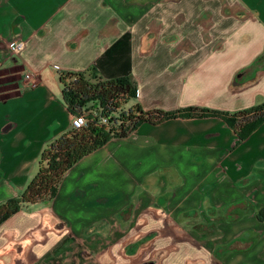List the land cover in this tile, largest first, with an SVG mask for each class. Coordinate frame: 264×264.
<instances>
[{
  "label": "crops",
  "instance_id": "crops-1",
  "mask_svg": "<svg viewBox=\"0 0 264 264\" xmlns=\"http://www.w3.org/2000/svg\"><path fill=\"white\" fill-rule=\"evenodd\" d=\"M91 67L135 82L127 106L235 112L263 102L264 0H0V202L25 190L45 145L72 127L60 72ZM156 207L159 229L173 226L164 240L212 244L192 251L199 264H264V121L244 139L220 115L143 121L112 137L53 199L0 224V264L98 258L117 224L146 229Z\"/></svg>",
  "mask_w": 264,
  "mask_h": 264
},
{
  "label": "trees",
  "instance_id": "trees-1",
  "mask_svg": "<svg viewBox=\"0 0 264 264\" xmlns=\"http://www.w3.org/2000/svg\"><path fill=\"white\" fill-rule=\"evenodd\" d=\"M60 78L64 98L73 113L92 106L103 107V113H113L111 119L116 126L109 127L94 120L80 128L71 127L48 142L41 152L38 170L25 190L0 202V224L28 203L53 199L66 173L81 158L114 136H127L143 121L158 123L176 116L220 115L236 129L241 139L264 121V101L235 112L198 105L174 111L145 109L140 103L125 108V103L137 95V86L128 76L105 78L96 67H91L81 71H61ZM116 111L118 113L114 114Z\"/></svg>",
  "mask_w": 264,
  "mask_h": 264
},
{
  "label": "rangeland",
  "instance_id": "rangeland-1",
  "mask_svg": "<svg viewBox=\"0 0 264 264\" xmlns=\"http://www.w3.org/2000/svg\"><path fill=\"white\" fill-rule=\"evenodd\" d=\"M124 107L128 106L124 105ZM86 110L88 111V109L84 111ZM117 113V111L114 112V114ZM111 125L116 126L113 122ZM156 205L158 206L159 202ZM156 208L147 213L146 229L142 230L141 227L143 228L144 225L139 224H117L115 240L100 242V256L85 257L84 262L78 264H199V260H192V251L194 248L202 249L212 244L207 239L193 234H178L183 240H164V238L172 237L173 226L161 225L167 228L169 235H165V230L159 229V207ZM214 229L213 234H217ZM178 246L183 247L184 250L180 251Z\"/></svg>",
  "mask_w": 264,
  "mask_h": 264
},
{
  "label": "built area",
  "instance_id": "built-area-1",
  "mask_svg": "<svg viewBox=\"0 0 264 264\" xmlns=\"http://www.w3.org/2000/svg\"><path fill=\"white\" fill-rule=\"evenodd\" d=\"M25 47V40L19 39L11 42L10 48L13 53H17L21 51ZM24 80L29 85H36L38 82L37 74L33 71H26L24 73ZM103 107H90L88 111H82L78 113H73L71 117V126L73 128H80L88 124L90 121L97 120L99 123H104L107 126H111L112 123V115L113 113L110 112L109 114L102 112ZM97 118V119H96ZM119 130V129H118Z\"/></svg>",
  "mask_w": 264,
  "mask_h": 264
}]
</instances>
